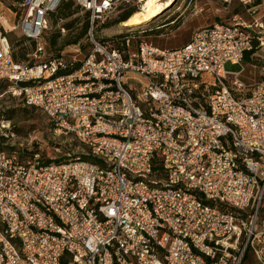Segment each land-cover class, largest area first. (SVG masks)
Listing matches in <instances>:
<instances>
[{"label":"built area","instance_id":"built-area-1","mask_svg":"<svg viewBox=\"0 0 264 264\" xmlns=\"http://www.w3.org/2000/svg\"><path fill=\"white\" fill-rule=\"evenodd\" d=\"M67 1L89 15L82 60L41 43ZM132 3L22 0L33 62L13 58L0 11V84L87 149L24 161L0 149V264H264V77L241 79L247 56L264 74V19L236 14L180 47L125 54L95 29Z\"/></svg>","mask_w":264,"mask_h":264},{"label":"rangeland","instance_id":"rangeland-1","mask_svg":"<svg viewBox=\"0 0 264 264\" xmlns=\"http://www.w3.org/2000/svg\"><path fill=\"white\" fill-rule=\"evenodd\" d=\"M173 1L165 7L164 11L140 25H123L124 21H120L121 14L126 12L127 8L137 7L138 3L119 5L105 20L97 23L95 37L109 41L111 45L128 54V51L135 50L143 41L161 49L180 47L189 42L196 29L219 21L234 22L236 14L248 21L255 17L264 19V3H261L257 7V11L252 13L249 8L253 5H244L237 0L232 2L224 0ZM259 2L262 1L259 0L256 3ZM0 11L5 14L4 26L10 29L9 38L13 44L14 54L19 59L33 62L32 54L35 51V44L23 37L21 28H19L22 15L21 0L19 2L17 0H0ZM55 12L56 14L50 18L48 29L44 34L43 42H41L43 46L45 45L44 51L49 54L63 52L70 55L80 49L76 55L79 60H82L92 47L88 37L90 29L88 13L73 2L62 5ZM66 13L69 15L63 18L65 17L63 14ZM66 23L70 26H65ZM86 24L88 30L78 43L67 42V39L79 37ZM58 32L60 33L57 39L58 43L52 45L49 40ZM128 36L131 41L127 45L126 37L128 38ZM243 67L245 70L241 74V79L246 82L249 88H252L264 77L260 65L252 57L243 61ZM9 120V130L13 132V135L9 134L10 137L7 138L1 134L0 129V149L16 153L20 160L24 161L32 157L34 151L39 147H41L42 154L46 153L49 148L54 155L64 157H68L69 154L71 156L79 155L87 151L86 146L81 144L74 134L55 131V124L48 119L46 114L36 107L25 105L23 96L10 90L9 83L5 82L0 84V126L3 121L8 124ZM32 139L35 143L40 142V144L31 142ZM244 262L258 264L251 254Z\"/></svg>","mask_w":264,"mask_h":264},{"label":"bare ground","instance_id":"bare-ground-1","mask_svg":"<svg viewBox=\"0 0 264 264\" xmlns=\"http://www.w3.org/2000/svg\"><path fill=\"white\" fill-rule=\"evenodd\" d=\"M142 5L139 11L132 14L127 20L122 22L123 25H140L144 21H148L158 13L164 11L166 6L173 3V0H140ZM4 21V20H3Z\"/></svg>","mask_w":264,"mask_h":264},{"label":"trees","instance_id":"trees-1","mask_svg":"<svg viewBox=\"0 0 264 264\" xmlns=\"http://www.w3.org/2000/svg\"><path fill=\"white\" fill-rule=\"evenodd\" d=\"M17 1L19 2L20 0H17ZM21 2H22V0H21ZM71 2H72V1H67V2H65V3L62 4V5H65V4H71ZM73 3H74V2H73ZM62 5H61V6H62ZM61 6H60V7H61ZM60 7H59V8H60ZM59 8H58V9H59ZM58 9H57V10H58ZM55 11H56V10H55ZM55 11H52V12H51V14H50V18H51V16H54V15L56 14ZM137 11H139V9H138L137 7L127 8V11L124 12L123 14H121L120 21H125V20H127V18H129L132 14H134V13L137 12ZM63 15H64L65 17H63V16H61V17L66 18V16L69 15V13H66V14H63ZM50 18H49V21H50ZM65 26L69 27L70 24H67V23H66ZM85 26H86L85 29L83 30L82 34H81L79 37H76V39H67V42H69V43H78L79 39L82 38V36H83L84 34H86V32H87V30H88V26H87V24H86ZM59 36H60V33H59V32L56 33L55 35H53V36L51 37V39L49 40L50 43H51L52 45H56V44L58 43V42H57V39H58ZM32 43L35 44V47H34V50H35V48H36V43H35V42H32ZM11 44H12V43H11ZM12 53H13V58H14V59H16L17 61H24L23 59H19V58L14 54V52H13V44H12ZM58 53H60V52H58ZM249 58H250L249 56L246 57V59H249ZM248 258H249V255H247L245 259H248ZM242 264H247V263L243 261Z\"/></svg>","mask_w":264,"mask_h":264},{"label":"crops","instance_id":"crops-1","mask_svg":"<svg viewBox=\"0 0 264 264\" xmlns=\"http://www.w3.org/2000/svg\"><path fill=\"white\" fill-rule=\"evenodd\" d=\"M7 20V19H6ZM8 22V21H7ZM10 25V23H8Z\"/></svg>","mask_w":264,"mask_h":264}]
</instances>
